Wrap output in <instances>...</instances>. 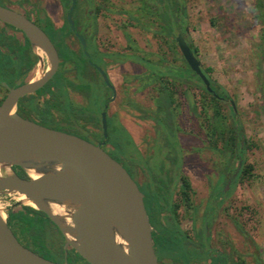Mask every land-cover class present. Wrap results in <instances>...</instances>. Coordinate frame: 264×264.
I'll use <instances>...</instances> for the list:
<instances>
[{
    "label": "rangeland",
    "instance_id": "1",
    "mask_svg": "<svg viewBox=\"0 0 264 264\" xmlns=\"http://www.w3.org/2000/svg\"><path fill=\"white\" fill-rule=\"evenodd\" d=\"M4 1L11 9L21 11L23 8L32 18L36 17L35 10L44 11L55 27L64 23L65 11L58 0ZM15 1L21 7L15 5ZM87 3L94 22L93 42L96 50L104 53L101 65L115 91V97L106 109L109 141L103 148L139 182L147 180L148 186L153 182V193L162 199V219L176 205L177 225L186 234L190 235L192 225L198 232L213 187L219 178L224 177V159L218 151L220 141L212 147L205 134L206 118L211 115V110L206 107L202 111L200 101L203 97L198 88H190L192 96L186 98L180 87L174 95L170 117L157 114L154 104L156 83L147 78L144 65L129 55L142 56L150 61L161 56L163 62L182 65L177 46L169 48L170 44L152 32L153 23L158 22L139 10L138 0H76L75 18L84 14ZM185 6L186 40L196 48V58L202 68H210L206 72L208 77L227 92L233 103L248 143L245 162L252 167L249 176L236 180L229 195L221 201L211 200L209 246L214 250L208 260L220 252L226 264H264V73L260 70V67L264 69V61L260 64L261 23L253 16L255 0H185ZM140 23H147L149 28ZM64 42L76 50V40L70 33L66 32ZM32 53L38 61L28 76L34 78L36 73L43 71L41 60L45 57L40 52V56L33 50ZM58 70L66 79L76 83L73 63L65 62ZM44 89H54L53 83L48 82ZM94 90L95 94L108 93L100 82ZM67 91L74 105H84L86 99L80 91L70 87ZM48 97L46 94L44 101ZM101 100L97 101L100 103ZM189 101L194 102V111ZM219 108L221 112H227L223 103ZM50 113L58 121L53 125L57 130L72 133L69 126L73 127L78 131L73 134L88 141L100 132L97 122L92 125L81 118L64 121V115L56 107H51ZM117 140L121 142L120 146L115 144ZM181 175L187 177L190 185L185 201L180 194ZM142 190L147 193L146 186ZM13 205L26 204L20 203L13 193L0 194L5 220ZM51 228L46 224L37 232L52 245L46 257L60 262L65 257L64 251L61 253L58 247L61 243L63 249V240L60 241L55 234L51 237ZM16 233L29 243L17 229ZM175 255L178 259L171 260V263L167 258L160 259L159 263L185 264L187 257L195 256V253L192 248L177 247ZM66 259L68 263L73 262L70 255H66ZM189 264L195 263L190 261ZM196 264L208 263L200 261Z\"/></svg>",
    "mask_w": 264,
    "mask_h": 264
},
{
    "label": "water",
    "instance_id": "2",
    "mask_svg": "<svg viewBox=\"0 0 264 264\" xmlns=\"http://www.w3.org/2000/svg\"><path fill=\"white\" fill-rule=\"evenodd\" d=\"M74 3L75 0H70L65 19L88 59L84 40L72 22ZM0 21L21 31L33 52L37 56L43 53L46 60L36 79L9 90L0 103V164L9 168L8 174L0 176V194H23L33 204L30 207L42 212L58 229L64 254L67 247H71L88 264H158L143 193L121 163L102 147L108 142L107 105L115 97L107 75L96 67L111 92L104 99L100 112L101 141L93 143L76 134L23 118L13 111L16 99L33 92L52 77L58 55L45 32L21 12L0 4ZM174 41L190 71L210 90L199 60L177 31ZM14 166L22 169L26 178L14 172ZM29 170L38 175L30 177ZM49 202L62 205L63 214L53 213ZM2 210L0 206V212ZM200 233L204 248L210 251L205 219L201 222ZM0 264L67 263L46 259L23 246L5 217L0 215Z\"/></svg>",
    "mask_w": 264,
    "mask_h": 264
},
{
    "label": "trees",
    "instance_id": "3",
    "mask_svg": "<svg viewBox=\"0 0 264 264\" xmlns=\"http://www.w3.org/2000/svg\"><path fill=\"white\" fill-rule=\"evenodd\" d=\"M59 2L66 13L70 0H59ZM0 4L2 3L0 2ZM138 7L139 10H143L145 14H148L158 22L153 23L155 27L152 28V32L163 39L165 43L170 44L168 45L169 48L176 47L174 32L177 31L182 35L183 39L187 43V46L196 57V48L191 44V42L187 41L185 37L188 25L185 0H138ZM254 7L256 11L253 13V16L259 23H261L260 39L262 47L260 49V64H262V61H264V0H255ZM74 11L75 6L72 16L74 15ZM35 14L36 19L41 22V27L50 37L57 50V55L60 60L58 67L63 65L65 62H71L74 66H76L78 57L64 42L63 35L65 32L71 33L66 23V19L64 18L62 26L54 28L44 11L37 9L35 10ZM140 24L146 29L149 28L147 23ZM92 49H94L95 54L97 55L96 63L101 65L100 59L104 53L98 52L95 45H93ZM85 50L89 52L87 47ZM79 55L82 65L86 64V60L81 51ZM129 57L142 63L148 72L147 78H150L151 81L156 83L154 104L155 112L157 114L170 117L173 112L172 105L174 104V95L178 88L182 87L181 92L186 98L192 96V93L189 91L190 88L196 87L199 89V92L203 97L200 101L202 111L204 112L206 107H209L211 110V115L206 118L207 120L205 125L207 140L209 145L212 147H215L217 142L220 141L218 151L222 154L224 159V177L218 179L210 196L211 199L218 198V200L221 201L225 196L230 194L236 180L249 176L252 168L249 163L245 162V151L248 148V143L242 126L236 118L235 111L228 99L227 92L214 80L208 77L206 72L209 71L210 68H202L200 64L201 71L209 82L210 90H207L199 77L190 71L181 55L179 57L182 61V65L163 62V58L161 56L155 61H150L149 59L137 55H129ZM260 70H263L264 73V69H262V67H260ZM50 81L53 83L54 89H49V91H47L49 97L44 101V104L41 107V118L38 123L57 129L53 125L58 123V121H56L50 113V108L56 107L64 115V121L71 122L75 121L77 118H81L84 122H89L92 125L97 122L100 132L98 134H94V139L92 140H102L100 112L102 110L104 99L110 95V90L102 82L101 78L99 77L98 81L90 83L82 81L80 84H77L72 80L66 79L60 71L57 70L48 82ZM99 82L103 88L108 91V93L105 91V95L102 93L95 94L96 90H94V88ZM68 87L78 89L84 95L86 98L84 105L76 106L70 101L67 91ZM98 99H102L100 103L97 101ZM189 103L191 109L194 111V102L189 101ZM220 103H223L224 106H226L227 112H221L219 108ZM118 128L123 129L120 125H118ZM69 129L72 133L78 132L73 127L69 126ZM115 144L120 146L121 142L117 140ZM234 163H236V166H234ZM14 168H16L20 177L26 178L22 169L17 166H14ZM179 179L181 182L180 194L185 201L187 200V193L190 189V185L186 176L181 175ZM161 202L162 199L158 198L155 193H148L143 197V204L151 225L153 248L157 260L161 256L173 253L176 254L177 247H185V237L177 227L176 216L174 213L176 205H173L170 208L169 213H167V215L162 219L159 215L162 209ZM209 207L211 208L212 206L209 205ZM6 222L12 233L23 246L49 260L51 259L46 256L49 251L52 250V245L48 244L45 239L43 240L37 230H40L41 227L48 224L55 230L54 231L53 228H51V237L53 236L52 234H55L60 241L63 240L55 225L51 223L42 212L28 205H13L9 208L7 211ZM16 229L20 234L25 235L28 238L29 243L19 238L16 233ZM58 247H60V252L63 253L61 243ZM71 253L81 258L71 247H67L66 255H70ZM204 254L208 256L211 253L204 249ZM199 257L200 255L197 254V258ZM208 264H226V259L223 255L217 253L208 262Z\"/></svg>",
    "mask_w": 264,
    "mask_h": 264
},
{
    "label": "flooded vegetation",
    "instance_id": "4",
    "mask_svg": "<svg viewBox=\"0 0 264 264\" xmlns=\"http://www.w3.org/2000/svg\"><path fill=\"white\" fill-rule=\"evenodd\" d=\"M0 2L4 6H6V4H9V3H6L4 0H0ZM18 3H19L18 1L14 2L15 5L20 6ZM75 4H76V0L74 3V6H75ZM73 9H74V7H73ZM19 12L24 14L27 18H29L31 21H33L37 26H39L44 31V29L41 27V24H40L41 22H39L36 19V17L32 18L28 14V12L23 10V8ZM72 12H73V10H72ZM72 12H71V18H72L73 25L76 28L78 34L82 36V38L84 40V44H85V49H86V47L89 49V52H87L85 50L86 54L88 55V59H87L85 57L82 49H81V45L79 43V40L77 39V37L73 33H70L74 37V39L76 40V44H77L76 50H74L75 54L78 57V60H77L78 62L76 64V66H74V73H75L74 75L76 78V83L80 84L82 81L83 82L87 81L88 83L93 82V81H97L99 77L101 78V75H100V73L96 67H98L100 70L104 71L106 75H107V72H106V69L102 65H99L96 63L97 62V58H96L97 55L95 54L94 49H92V47L94 45L93 34H92V23H94V22L91 19L92 11L90 10V4L87 3V9H85L84 14L80 18H75L74 15L72 16ZM50 22L53 25L51 20H50ZM1 23L5 24L4 22L0 21V103L6 97L9 90L14 89L17 86L21 85L22 83H25V82H27L33 78V76L29 77L28 75L31 72L33 66H35L37 64L36 62L38 61L36 56L33 55L32 48H31L28 40L23 35V33L21 31L15 29V28L9 26L8 24H5V25H8L10 28L2 26ZM53 27L57 28L54 25H53ZM45 34L47 35L46 32H45ZM65 34H66V32H65ZM65 34L63 35V37H65ZM48 38L50 39L49 36H48ZM80 51L82 52V54L86 60V64H84V65H82V61L80 59V55H79ZM104 58H105V56L101 57V59H104ZM59 61L60 60L58 58V65H57L55 72L58 70ZM41 63L43 65V67H45V64H46L45 58H42ZM107 77H108V75H107ZM108 79H109V77H108ZM101 80H102V78H101ZM47 82H45L42 86H40L39 88H37L33 92L26 93V94L19 96L16 99L13 111H15L17 114H19L23 118L38 122V120L41 117V112H42L40 106L44 102V98L47 94V91L44 89ZM102 82H103V80H102ZM110 95H111V92H110ZM85 102H86V100H85ZM99 141H101V140H92L91 142L96 143ZM12 169L14 170V172H16L18 174V171L16 170V168L12 167ZM126 171L131 176V178H133V180L137 184L139 190L143 193V197L145 195H147L148 193H153L152 190H155L154 189L155 186H153V182L151 183L150 186H148L147 180L139 182L132 174H130V172L127 169H126ZM163 180H165V179H163ZM143 186L147 187V193L142 190ZM211 200H218V198H213ZM211 200L208 204L207 211L204 212V214L202 213L203 216L201 218V222L203 219L206 220V224H207L206 241L208 244L210 243V238H211V235H210L211 219H210V217H211V214L213 211V207H211V208L209 207V205H212ZM177 227L180 230V232L183 234V236L185 237V240H184L185 247L192 248V250L195 253V256L189 257L188 260H186L185 264H189L190 261H192L195 264L197 262H200V261H205L206 263H208L210 260H208V256L204 254L205 248L203 246L202 239H201V233H200L201 223L199 225L198 232L195 230V228H194L195 226L192 225V232L190 233V235L186 234L178 225H177ZM209 247L211 248L209 252L212 253V251L214 250V247H212V246H209ZM217 253L220 254V252H217ZM197 254L200 255L199 258H197ZM70 257L73 261L72 263H68V261L66 259V254H65V257H63L62 261H60V262L55 261V262L62 263L65 260V262L67 264H88L86 261L79 258L77 255H75L73 253L70 254ZM162 258L169 259L170 263H171V260L178 259L175 255V253H173L170 255L161 256L157 260L158 264H160L159 261ZM180 264H182V263H180Z\"/></svg>",
    "mask_w": 264,
    "mask_h": 264
},
{
    "label": "bare ground",
    "instance_id": "5",
    "mask_svg": "<svg viewBox=\"0 0 264 264\" xmlns=\"http://www.w3.org/2000/svg\"><path fill=\"white\" fill-rule=\"evenodd\" d=\"M40 54V53H39ZM41 58V57H40ZM37 69V68H36ZM37 71V70H36ZM39 76V73L35 74V77L33 79H36ZM9 173V168L5 165L0 164V176L8 174ZM28 175L30 177H36L38 174L33 172L32 170L27 171ZM14 195V194H13ZM12 196V195H11ZM17 199L20 200L22 203L33 206V204L28 201L23 194H18L16 193ZM5 202V201H4ZM49 208L53 213L56 214H63L64 212V207L62 205H59L57 203L49 202L48 203ZM6 208V207H5ZM5 212V211H4ZM3 212V213H4ZM1 217L3 216L2 212H0ZM6 216V215H5ZM118 242L122 243L120 240H117Z\"/></svg>",
    "mask_w": 264,
    "mask_h": 264
}]
</instances>
